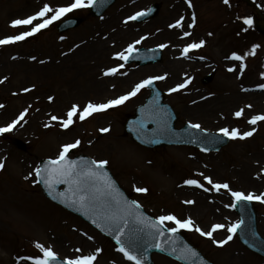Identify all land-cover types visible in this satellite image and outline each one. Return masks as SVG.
Returning a JSON list of instances; mask_svg holds the SVG:
<instances>
[{
    "label": "rangeland",
    "instance_id": "obj_1",
    "mask_svg": "<svg viewBox=\"0 0 264 264\" xmlns=\"http://www.w3.org/2000/svg\"><path fill=\"white\" fill-rule=\"evenodd\" d=\"M252 1L264 14V0ZM71 2L0 0V38L30 29L32 25L13 27L10 22L34 14L44 3L56 8ZM155 2L160 3L159 13L143 22L128 21L122 29H131V32L127 31L129 35H121L114 43L112 39L120 28L113 25L116 20L113 17L124 18L132 12L145 10ZM181 2L185 11L174 16L184 17V22H187L184 31L190 35L184 36L177 31V39L174 36L173 39H166L165 32H162L172 0H116L100 17L89 16L84 7L74 9L72 15L79 14L86 19L66 33L58 34L54 30L55 22L62 16L20 43L0 45V105H3L0 107V127L7 126L16 120L21 111L28 109L15 127L0 134V161L4 163V167L0 168V264H10L11 258L42 255L35 242L44 244L43 236L46 245L60 258L90 255L96 248H100L101 252L96 254L93 264H113L111 260H119L118 256L123 258L109 239L75 215L46 200L37 183L34 169L39 160L56 157L62 144L78 138L81 143L71 151L70 156L82 153L92 159L107 160L106 166L120 186L147 213L154 218L168 213L176 214L178 218L191 217L194 225L204 231L209 230L212 224H224V229L213 233V238L217 240L224 239L228 235L227 225L237 221L232 207H227L232 204V196L227 189L213 190L203 177L209 176L213 182H226L233 191L245 194L252 192L259 195L264 192V174L259 173L264 168V121L247 124L246 119L254 113L249 110H243V114L236 117L234 113L239 110L237 102L223 94L228 90L227 83L247 85L250 81L257 82L258 77L264 78L261 76L264 72V38L252 29L251 24L245 23V18H250L255 9L241 0H229L228 4L223 0H191V7L187 0ZM128 3L131 5L126 11L122 5ZM39 22L40 18L33 21V25ZM141 37L144 39L134 47L166 45L159 63L154 66H126L123 60L115 56L111 58L112 54L124 51L128 44ZM200 39L205 41V48L192 52L187 68L172 75L166 64L168 51L173 49L178 52L182 45ZM87 40L97 45L91 43L93 48L90 49L86 46ZM253 45H257L254 53ZM232 52L244 56L245 67L241 70V61L237 60L239 74L235 77L224 72L226 62L222 61ZM114 64H123L124 67L116 74L105 76L104 70ZM208 73L213 74V79L204 85L200 80ZM148 76H165V79L155 83L165 91L166 101L177 114L176 126L188 121L212 131L223 127L237 128L241 132L254 127L256 131L244 139H230L229 144L219 152L202 153L184 146L142 148L123 135L122 127L127 114H131L148 94L145 87L113 112H97L85 120L74 116L73 124L67 129L60 126L61 119L51 120L52 116L66 119V113L73 104L82 108L89 101L103 103L123 95ZM100 77L106 80L101 81ZM186 77H191V81L185 88L171 93L168 91L174 85L183 83ZM94 81H101L103 85L94 89ZM24 88L30 90L24 92ZM195 93L206 99H223L225 108L217 112L205 108L198 111L188 104ZM49 96L53 99L49 100ZM101 128H108L109 131L101 132ZM12 138L23 141L26 150H18L11 143ZM25 161L30 162L29 166L24 167ZM30 168L33 175L25 179V173ZM186 179H197L204 189H209L206 191L209 198L206 199L212 204L201 196L197 197L199 194L189 188L176 187ZM134 187H144L148 191L139 193ZM180 200H191L196 204L186 203L183 206ZM254 206L258 230L264 236V202L254 200ZM9 218L13 219L12 224ZM165 225L174 226L172 222H165ZM180 231L214 264H264L263 258L240 245L234 236L225 245L218 246L213 244L212 238L200 235L194 228ZM54 238L62 240V248H55ZM24 259L27 264H34L32 260ZM152 260L153 264H179L160 254H153ZM121 264L132 263L124 259Z\"/></svg>",
    "mask_w": 264,
    "mask_h": 264
},
{
    "label": "snow or ice",
    "instance_id": "obj_2",
    "mask_svg": "<svg viewBox=\"0 0 264 264\" xmlns=\"http://www.w3.org/2000/svg\"><path fill=\"white\" fill-rule=\"evenodd\" d=\"M102 2V0H101ZM189 7H191V0H187ZM225 4L229 3V0H223ZM97 3V0H72L71 3L65 6H58L56 8H52L48 3H44L43 6L36 11L32 15H28L26 18H18L13 19L10 23L13 27L21 26V25H32L30 30L28 31H20L19 34L16 35H7L3 38H0V45L13 43L16 41L24 40L26 37L31 36L41 29L47 28L53 21L59 20L65 13L71 12L73 9L82 8V7H90ZM150 11V10H149ZM51 13V15H48ZM145 15L144 11L136 12L134 15L128 16L127 20H135L138 17ZM40 18L39 23H35L33 25V21H36ZM183 16L180 19L175 21L174 25H169V27H180L181 21L183 20ZM195 20L193 19V23ZM245 23L251 24V18H245ZM189 27H192L189 24ZM184 36H189V32H184ZM63 39V37H61ZM144 37H141L140 40H136L133 43L128 44L127 48L124 51L114 53V56L119 60L127 61L130 55L133 52L138 51L134 45L139 44ZM205 44L203 39H200L199 42L189 43L184 46L182 50V55H187L190 49L200 48ZM166 45L160 44L158 48H164ZM257 45H253V53L256 49ZM247 55V53L245 54ZM230 59H235L241 61L239 67L241 70L244 69L245 65L243 63L244 56L238 55L236 52H232ZM31 59H35L32 57ZM123 64H119L117 67H109L106 68L103 72L105 76L115 74L118 71V68H123ZM232 68H229L228 71H232ZM166 75V74H165ZM261 76H264V72L261 73ZM165 76H148L147 78L141 80L136 83L130 91L124 93L123 95H119L113 99H108L103 103H93L89 101L87 104L81 106L77 104H73L66 113V119L59 118L57 116H52L51 120L61 119V127L67 129L70 125L73 124V117L79 116L80 120H85L87 117L91 116L94 113L104 111L110 107L123 104L129 98L135 96L142 88L146 86L152 85L153 81L163 80ZM191 81V77H186L183 83L175 85L173 88H169L168 91L175 92L180 89L185 88ZM2 82V81H0ZM258 88L264 89V84L257 85ZM30 89L24 88L22 91L28 92ZM49 100H52L53 97L49 96ZM3 107V105H0ZM248 107H251L250 105ZM28 111L25 108L23 111L19 113V116L16 120H13L5 127H0V132H6L12 129V127L17 123L18 120L22 119L25 113ZM243 114V109L237 110L234 115L236 117H240ZM258 121H264V114H257L250 117L248 123L251 125H255ZM48 127V125H45ZM189 127L199 129L201 126L197 124L189 123ZM101 132H108V128H101ZM225 137H229L231 139H244L253 135L256 131V128H251L248 131L241 132L237 128H227L223 127L218 130ZM81 141L76 139L72 143H65L60 146L59 154L54 158L48 159L43 168L37 166L34 171L37 178L41 179L45 184L46 188L49 191V195H52V190L54 185L58 183H65L69 185V190L72 192V196L68 197V199L72 200V203L78 204L81 209H91L93 211L96 210L97 206L102 209L100 215L101 219L105 220L109 225L114 226L115 228V239L119 244V251L123 253L124 257L129 261H134L135 264H143V256L137 255L135 252L130 251L124 244L121 242L123 234H125L126 229L129 224V218L134 217L136 222L144 225L143 230L149 231L150 235L156 237H163L164 234L170 233L175 235V233L180 229H193L200 233V235L212 238L213 244L218 246L225 245L228 241L232 240L233 233L237 231V229L241 226L242 222H235L230 225H227V233L228 235L224 239H214L213 233L219 229H224L226 226L224 224L216 223L212 224L210 229L207 231L202 230L199 226L194 225V221L191 217L187 218H178L176 215L172 213H168L166 215H159L152 219L150 217H146L143 213L140 212L141 205L136 200H128L123 197V194L115 187V183L112 178L109 176L108 172L105 170V165H107V160H81L80 162L76 160L68 159V153L70 149L76 148ZM204 151H208L207 148L203 149ZM4 167L3 161H0V168ZM261 172H264V168L261 169ZM32 175V173H29ZM27 179V177H25ZM203 179L207 181L213 190L219 191L220 189H227L232 196V204L227 205V207H235L237 202L240 201H261L264 202V192H261L259 195L248 192L245 194L242 191H233L229 188L228 183H215L209 176H204ZM184 184L186 185H195L200 188H204V185L200 183L197 179H186L184 180ZM134 190L139 193L147 192L148 189L144 187H134ZM206 191L209 189H205ZM66 192H59L57 195L53 196V199H59L66 197ZM61 202H66L64 199H61ZM184 203L192 204L194 201L188 200ZM71 206V204L69 205ZM87 215L88 212L85 211ZM165 222H172L174 224L173 227H166ZM93 224H96L97 227H100V224L97 223L96 219H93ZM123 225V226H121ZM91 239V237H89ZM165 242L156 239L154 242H150L148 247H155L157 249L166 250ZM35 247L40 250L42 255H36L34 257L29 256L26 259L32 260L34 264H56L57 262V253L52 250L50 246H45L40 242H35ZM79 251V249H77ZM146 251V249H145ZM173 252L176 249H172ZM101 249L96 248L95 251L90 255H76L72 258L65 257L64 264H93V261L96 259V254L100 253ZM197 253L195 250L188 248L185 246L180 250V255L177 257L182 260H191V257H195Z\"/></svg>",
    "mask_w": 264,
    "mask_h": 264
},
{
    "label": "water",
    "instance_id": "obj_3",
    "mask_svg": "<svg viewBox=\"0 0 264 264\" xmlns=\"http://www.w3.org/2000/svg\"><path fill=\"white\" fill-rule=\"evenodd\" d=\"M77 23H78L77 20H75V22L72 23V26L76 25ZM257 29L264 32V30L261 29L260 27H258ZM160 100L161 98L159 94L155 93L154 96H152L147 100V103L144 106L136 110V116L128 121L125 129L127 132H130L132 134L133 139H135L139 143L151 147L160 146L164 144L183 143V144H194L199 147L207 148V149H217L219 146L223 144V142L219 141L216 145H214L213 141L211 140L190 134V132L188 131L189 130L188 127L187 128L185 127L180 130H175L173 128L175 116L169 106H163L160 104ZM150 125H152L151 128L149 127ZM20 145L21 144H19V146ZM82 159L89 160L85 157L75 158L74 160L80 162ZM109 176L111 177L110 174ZM39 181L43 187L44 193L51 200L63 205L69 210L78 213L80 216L85 218L91 224H93L92 223L93 219H96L97 223L100 224V227H97L96 224L93 225L116 241L115 228L114 226L109 225L105 220L101 219L100 213L102 209H100L99 206H97L95 211L91 209H81L78 204H74L72 203L71 199H68V197L72 196V192L68 191L69 185L63 182L61 183H63L66 186V191H65L67 193L66 197L53 199V196L59 193L57 191V188L61 183L54 185V188L52 190V195H49V191L46 188L45 184L42 182L41 179H39ZM115 187L119 189V191L123 194V197L127 199L124 192L117 186L116 183H115ZM61 199H64L66 202L62 203ZM70 204L71 206H69ZM85 211L88 212L87 215L85 214ZM140 212L143 213L141 209ZM143 215L146 216L144 213ZM143 229H144V225L137 223L134 217H130L128 227L126 229L125 234H123L121 240L124 246L127 247L130 251L135 252L137 255L143 256V264H151L150 253L153 251L163 252L174 258H177L180 255V250L183 249L185 246L195 250L192 246L186 243L178 233L172 235L166 232L163 237H156L150 235L149 231ZM239 235L242 241L250 243L248 239L245 240V238L241 236V233ZM156 239H159L162 242L166 241L165 243L166 250L157 249L155 247H148V244L150 242H154ZM172 249H176V251L173 252ZM195 252L197 253V255L195 257H191L190 261L182 260V259L179 260L187 264H210L207 261L203 260L200 254L196 250Z\"/></svg>",
    "mask_w": 264,
    "mask_h": 264
},
{
    "label": "bare ground",
    "instance_id": "obj_4",
    "mask_svg": "<svg viewBox=\"0 0 264 264\" xmlns=\"http://www.w3.org/2000/svg\"><path fill=\"white\" fill-rule=\"evenodd\" d=\"M138 1L139 0H135V2H138ZM130 5L131 4L128 3L125 6L126 11L128 9H130ZM181 10H183L181 0H172L171 9H170V12L168 14L167 21L164 24L165 25L164 31L166 32V38H172L173 36H175V31H177L176 28H179V27H175V26L169 27V25H174L175 21L179 19V17L176 18L174 16V14L177 12H180ZM114 18L116 20L113 22V25L122 28L121 26L123 25V23H122L121 19L120 18L118 19V17H116V16L113 17V20H114ZM182 25H185L183 20L181 21V26ZM127 31L128 30L118 29L116 31L115 38H113L112 40L115 42L118 38H120L121 35H126V34L129 35L127 33ZM93 39L97 42V44H100V42H98L94 37H93ZM87 41H89V40H87ZM91 43L94 45H97L96 43H93V41L90 42V44ZM87 45H88V43H87ZM92 48L93 47L91 46L90 49H92ZM90 49H88V51ZM91 53L92 52H89V54H91ZM174 54H175V52L173 50L169 51V58L166 61V64L168 66L169 71L174 73L176 71L185 70L189 63L187 61H185L184 59H180L181 58L180 56L175 57ZM224 62H226L225 65L228 69L229 68L233 69L232 75H236L237 71H238V68L236 65L238 62L235 60H232L230 58H225ZM191 66H193V65H191ZM152 68H154V67H152ZM100 79H101V81L106 80V79H103L101 77H100ZM101 81L98 83H96L94 81V83H93L94 86H92V88L95 89L96 87L103 85V83ZM258 81H260V80H258ZM224 96L231 98L232 101L234 100L235 102H237L238 109L252 111V112H254V115H257L258 112L264 113V89H261L258 87H251L248 85H245V86L233 85V87L229 91V93H227ZM41 100H43V98ZM222 101H223V99L216 100L215 97H212V98L209 97L207 100H201L199 94L195 93L191 98V105L193 107H195V109L198 111L203 110L205 108L209 111L217 112V111H223L222 109L225 108V106L222 105ZM249 105L251 107H248ZM28 164H30V162L25 161L23 165H24V167H27V166H29ZM32 172H33V170H31V168H30L29 171L28 170L26 171L25 176L26 177L32 176V175H29V173H32ZM259 172L261 173V170ZM10 220H13V219L11 218ZM10 223H11V221H10ZM54 241H55L54 246L56 249H57V247L58 248L63 247L64 243L62 242V240L60 238H54ZM121 263H124V261L120 260V259L115 262V264H121ZM10 264H27V263L20 258H11Z\"/></svg>",
    "mask_w": 264,
    "mask_h": 264
}]
</instances>
